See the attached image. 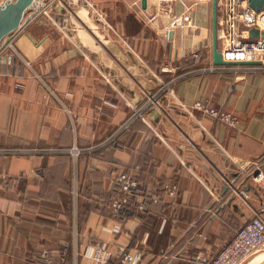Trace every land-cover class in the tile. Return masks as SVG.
Masks as SVG:
<instances>
[{"label": "crops", "instance_id": "1", "mask_svg": "<svg viewBox=\"0 0 264 264\" xmlns=\"http://www.w3.org/2000/svg\"><path fill=\"white\" fill-rule=\"evenodd\" d=\"M135 1L33 0L1 39L0 50L14 48L0 56V264H40L64 241L71 264H98L85 255L95 243L113 250L109 264H124L121 248L139 253L135 264H190L264 212V179L242 169L264 161L263 66L213 63L211 2L167 36L169 18L145 19L156 0ZM195 49L200 58L187 57ZM197 100L238 123L191 109ZM74 147L92 158L79 161ZM102 148L120 162L94 156ZM128 166L140 185L166 180L176 194L164 189L145 217L108 215Z\"/></svg>", "mask_w": 264, "mask_h": 264}, {"label": "built area", "instance_id": "2", "mask_svg": "<svg viewBox=\"0 0 264 264\" xmlns=\"http://www.w3.org/2000/svg\"><path fill=\"white\" fill-rule=\"evenodd\" d=\"M204 2H211L212 4V0H156L153 7L147 11L145 19L147 22L153 23L159 19L169 18L168 36L169 30L174 27L194 26V12ZM135 4L140 8L145 7L144 0H136ZM248 6L247 0H218V30L219 39L222 42L220 50L224 60L264 61V38H249V29L252 26L264 31V9L253 11V19L249 23V27H242L241 23L246 20V17L241 9ZM10 48H14L12 41L2 46L0 56ZM189 55L199 59L200 51L195 49L189 52ZM211 66L213 68L214 65L211 64ZM262 66L264 68V64ZM163 70H174V67L166 66ZM163 85L167 92H172V87L168 83L163 82ZM190 108L229 126H236L238 123V117L233 112L213 106L207 101L197 100ZM135 112L141 114L140 111ZM71 151L75 156L80 153V149L77 147ZM254 165L257 166L258 161ZM249 168H242L247 175L251 172ZM263 178L264 173L261 171L254 175L255 181H261ZM117 181L119 193L112 196L111 206L117 212L126 211V213L131 214L134 208L131 207L130 203L139 182L131 172L119 173ZM164 189L170 195L177 192L175 184H166ZM238 193L243 198L249 197L248 192L244 189ZM144 207L145 204L140 202L138 208L143 209ZM69 245L70 242L64 241L63 250L56 252L44 249L39 254L38 260L41 264H66V250ZM262 250H264V212L254 211L251 218L236 230L234 235L211 259L204 255H196L190 264H251ZM120 254L124 264H135L140 259L139 253L127 251L125 248H121ZM85 255L95 263L109 264L114 252L106 243H95L87 246Z\"/></svg>", "mask_w": 264, "mask_h": 264}, {"label": "water", "instance_id": "3", "mask_svg": "<svg viewBox=\"0 0 264 264\" xmlns=\"http://www.w3.org/2000/svg\"><path fill=\"white\" fill-rule=\"evenodd\" d=\"M33 0H13L7 2L0 9V41L11 30L16 28L23 16L27 7L31 5ZM248 7L241 9L245 13L246 20L241 23L242 27H249V23L253 19V11L264 9V0H247ZM250 39H263L264 31L257 27H250ZM212 61L215 65H236V64H251L263 65V60H242L230 61L224 60L222 52L219 48V30H218V0H212ZM255 264H264V258Z\"/></svg>", "mask_w": 264, "mask_h": 264}, {"label": "trees", "instance_id": "4", "mask_svg": "<svg viewBox=\"0 0 264 264\" xmlns=\"http://www.w3.org/2000/svg\"><path fill=\"white\" fill-rule=\"evenodd\" d=\"M187 57H190V55H187ZM191 67H192V65L190 64V61H185V63H183L182 66H181L180 72L187 71ZM193 67H194V64H193ZM180 72H178V73H180ZM111 146H113V145H111ZM94 153H95L94 156L98 157L102 161H106L108 163H112V165L118 164L120 162L117 159L114 160L113 162H111V157L113 155L112 151L109 152V151H107L106 148L99 149V150H97V152H94ZM57 156H63V157H66V158H71V154L69 152H64V153L60 152L59 154H57ZM83 156H85V158H88L90 160L93 155L92 154H84V153L80 152L78 160L80 161V159H82ZM140 158H142V155L140 156ZM139 163H141V162L139 161ZM130 169H131V166H128L126 170H121V171H118L116 173L115 178H114V184L115 185H114L113 192L111 193L110 197L105 201L106 202V206H107V214L111 215V216H114L115 218H117L119 220H122V221H124L125 218H127L126 211H121V212L115 211L112 208V206H111V202H112V196L113 195H117L119 193V184H118V181H117L119 173L128 172ZM165 182H166V180H161L159 182V184H157L152 189H148V186L146 184H144V186L142 184L141 185L139 184L137 190L134 192V195L132 197V201L130 203L131 207L134 208V214L142 216V217H145L147 212H148V210L150 209V207L155 202L159 203L160 201H162V194H163V191H164ZM84 193H85V189H82L81 190V194L78 197L79 204H80V202L81 203L83 202V204H88V199H87V197H86V195ZM140 202H143L145 204V207L143 209H139L138 208V205H139ZM97 205H98V200H97L96 204H94V206L96 207ZM62 244L59 246V249H58L60 251L63 250ZM66 257H67L66 264H71L72 263V253L70 252V248H68L66 250ZM212 257L213 256H211L209 258L211 259ZM39 263L41 264L40 261H39Z\"/></svg>", "mask_w": 264, "mask_h": 264}, {"label": "rangeland", "instance_id": "5", "mask_svg": "<svg viewBox=\"0 0 264 264\" xmlns=\"http://www.w3.org/2000/svg\"><path fill=\"white\" fill-rule=\"evenodd\" d=\"M3 42V41H2ZM252 167L251 168H249V171H251L250 172V174L249 175H252V177H253V180L255 181V179H254V175L256 174V172H264V161H258V165L257 166H255L254 164H252L251 165ZM264 179V178H263ZM262 179V180H263ZM261 180V181H262ZM261 181H255L257 184H259V182H261ZM262 253H264V250H262L259 254H258V256L259 255H261Z\"/></svg>", "mask_w": 264, "mask_h": 264}, {"label": "bare ground", "instance_id": "6", "mask_svg": "<svg viewBox=\"0 0 264 264\" xmlns=\"http://www.w3.org/2000/svg\"><path fill=\"white\" fill-rule=\"evenodd\" d=\"M262 258H264V253H262L261 255H259L257 258H255L251 264H255L257 263L259 260H261Z\"/></svg>", "mask_w": 264, "mask_h": 264}]
</instances>
